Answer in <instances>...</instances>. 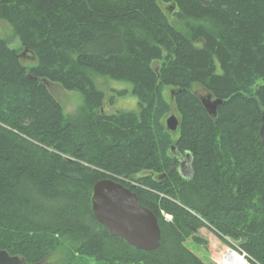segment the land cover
<instances>
[{
    "label": "trees",
    "instance_id": "16d2710c",
    "mask_svg": "<svg viewBox=\"0 0 264 264\" xmlns=\"http://www.w3.org/2000/svg\"><path fill=\"white\" fill-rule=\"evenodd\" d=\"M169 10L200 23L185 33ZM0 19L33 56L26 65L0 37V249L27 264L56 251L51 264H207L186 244H207V229L231 247L225 264H264V0H0ZM96 75L127 82L115 92L138 110H106L115 98ZM43 80L83 106L67 115ZM196 84L223 100L216 116ZM108 178L155 212L156 250L97 220L93 188Z\"/></svg>",
    "mask_w": 264,
    "mask_h": 264
},
{
    "label": "water",
    "instance_id": "95a60500",
    "mask_svg": "<svg viewBox=\"0 0 264 264\" xmlns=\"http://www.w3.org/2000/svg\"><path fill=\"white\" fill-rule=\"evenodd\" d=\"M27 51L26 47L21 56ZM43 82L49 85V81ZM200 99L208 113L216 116L217 107L223 100L213 98L211 93L201 95ZM261 121L259 131L264 154V107H261ZM166 127L171 132L178 130L179 119L176 114L167 117ZM173 149H176L175 145L171 146V155H175L171 151ZM92 209L97 220L111 234L123 238L129 245L141 250H156L160 246L162 232L157 215L144 206L137 193L123 183L109 178L95 183ZM0 264H27V261L21 254L14 255L6 249H0Z\"/></svg>",
    "mask_w": 264,
    "mask_h": 264
},
{
    "label": "rangeland",
    "instance_id": "374dc122",
    "mask_svg": "<svg viewBox=\"0 0 264 264\" xmlns=\"http://www.w3.org/2000/svg\"><path fill=\"white\" fill-rule=\"evenodd\" d=\"M169 13V19L170 21L181 31H184L185 33H189L190 25H196L200 22H196L193 19L185 18V19H178V17L175 15V12L170 10L167 12ZM0 37L6 39L10 42V45L20 51L22 53L24 49L21 48L20 41L18 37L15 35L13 26L5 21L0 19ZM23 63L26 65H29L33 62V56L31 53L26 52L24 56H22ZM95 82L96 85L106 92L107 98L114 96L115 98V104L110 106L106 104V110L109 112L121 110V111H137L138 110V99L136 96L132 95L130 92L127 95L120 96L115 92V90H121L123 88H130V85L127 82L124 81H118L113 80L108 77L96 75L95 76ZM49 88L52 91V93L60 100L64 112L67 115H70L74 112H76L81 106L84 104V98L82 93L75 91V90H66L64 89L60 84L57 83H49ZM194 92L196 94L205 95L207 91L202 88L200 85L194 86ZM172 88L167 87L164 90L165 97L169 101L172 111L168 114H177L176 106H175V100L172 96ZM108 100V99H107ZM167 116V117H168ZM166 117V119H167ZM165 119V123H166ZM168 130V129H167ZM171 132V131H170ZM178 132H171L173 134V137H176V133ZM187 171V175H190V171H188V163H187V169H185V172ZM200 236L204 238L207 241V244H197L193 241L192 238H189L186 242L187 246L190 247L195 253H197L207 264H225L223 261V257L225 254H227L230 250V246L225 244L222 240H219V237H217L212 232L208 231L207 229H202L200 231ZM242 256H244L243 253H239ZM61 257V252L56 251L54 254L49 255L45 259V264H51L57 262ZM38 264V263H37Z\"/></svg>",
    "mask_w": 264,
    "mask_h": 264
},
{
    "label": "flooded vegetation",
    "instance_id": "af4514ba",
    "mask_svg": "<svg viewBox=\"0 0 264 264\" xmlns=\"http://www.w3.org/2000/svg\"><path fill=\"white\" fill-rule=\"evenodd\" d=\"M172 152H174L175 156H178L181 160L180 165H179V170L183 173L187 175V171L185 172V169H187V163H189L190 161V157L188 156V154H181L180 151H178V149H173L171 150ZM188 171H190V168L188 166ZM42 264V263H39Z\"/></svg>",
    "mask_w": 264,
    "mask_h": 264
},
{
    "label": "built area",
    "instance_id": "2783aa9c",
    "mask_svg": "<svg viewBox=\"0 0 264 264\" xmlns=\"http://www.w3.org/2000/svg\"><path fill=\"white\" fill-rule=\"evenodd\" d=\"M166 216H167L168 219H171L172 218V216L169 215V214H166Z\"/></svg>",
    "mask_w": 264,
    "mask_h": 264
}]
</instances>
